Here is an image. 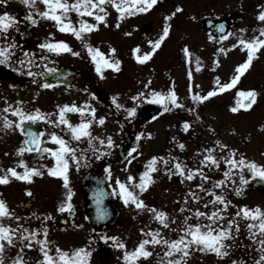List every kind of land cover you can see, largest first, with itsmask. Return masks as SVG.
Here are the masks:
<instances>
[{
  "label": "flooded vegetation",
  "instance_id": "af4514ba",
  "mask_svg": "<svg viewBox=\"0 0 264 264\" xmlns=\"http://www.w3.org/2000/svg\"><path fill=\"white\" fill-rule=\"evenodd\" d=\"M14 1L24 6L22 13L17 14L14 11ZM17 7H19V4ZM44 7L42 0H36L34 7L24 4L23 0H8L6 5H0L2 11H9L17 18V26L9 31L7 39L9 41L14 39L16 44L19 45L15 49L12 58V66L0 65V110L11 106L12 109L21 107L25 112L32 113L39 109L47 118L35 122H26L25 127L31 128L37 133H44L41 137V140L44 141L42 146L55 148L58 146L49 139L51 133L55 132L66 140H71L70 133L65 131L64 125L48 122L49 119L58 120V106L73 103L77 106H84L87 102L95 107L96 119L91 126L92 135L101 139L111 137L114 146L108 149L107 144L100 145L98 141H93L96 147L106 150L110 154H105L100 159H96L93 152L89 150L85 153L88 164L85 165L84 161L81 160V166L77 169L75 162H72L69 173L83 171L84 176L93 174L96 178L105 180L112 190H118L117 179L127 181L129 175L135 177L138 182L140 174L145 170V166L152 156L176 158L170 159L167 166L163 162H158L157 167L159 170L153 173L155 182L145 192L140 193V198L146 205L168 213L170 226L169 228H163L153 218L152 212L138 210L131 204L125 205L117 194H114L113 197V205L117 211L113 220H99L92 223L84 211L83 203L74 205V212L71 214L60 212L58 207L54 206V202L45 204V201L48 200H46L48 190L47 182L44 179L50 177L42 179L37 176L33 178L32 182H25V184L30 186L31 183H35V178H40L45 186L38 200L28 204H35L36 206L26 208L29 211L26 218L18 214L19 204L23 203L22 198L14 196V189L16 193L18 185L20 187L22 183L18 182L19 184L16 185L17 181L14 179L8 184H0V199L6 201L15 216L21 218L16 220L15 217H5L3 222L13 228L22 225L29 230H42L44 226H47L49 230L47 239L51 242V246L58 245L66 250L87 246L92 251L90 264H124L122 259L123 249L113 247L115 243L113 240L101 239V237H118L129 250H132L141 239L149 238L146 235L149 229L160 230L161 234L168 239L178 238L181 235L180 229L184 226L185 216L191 217L189 223H208L206 218H197L193 215L197 208L200 211L210 213V204L208 203L211 199L210 194L202 191L197 185L203 183L204 189L209 190L211 187V171L213 170L216 174L219 172H217V169H213V166L209 167L201 164L204 155L207 154L204 151L207 149V145L202 142V129L195 130L192 122L194 118L190 116L191 104L189 99L192 100V96L189 95L191 88L186 84L191 81L189 73L186 71L187 74H184L185 79L183 81L178 80L175 75L172 77L169 71L164 73V76L170 74L171 77L168 79L170 89L176 92L178 103L184 105L183 107L169 105L170 110L164 111L162 105L153 103L150 99L153 90L167 92L160 82L161 75H155L156 78L150 81L153 82L152 85L147 86V89L144 90L139 89L138 92L126 90L125 86L119 84L120 80L115 79V76L110 74V72H113L111 69H103L102 78L88 62L89 57H84L81 50L77 48V38L68 36L69 33L59 31L53 21L43 19L38 15V10H43ZM29 14H32L39 22L32 24L27 19ZM229 19L234 28L236 18L231 16ZM47 40H64L71 46L73 52H78L79 55H72L69 52L56 54L41 49L39 45ZM26 51L35 53L34 59L31 56L27 58L33 59L31 67L28 65L27 60L23 65L16 62L19 59H25L23 53ZM40 57H45V59L41 60ZM49 68L55 71L49 72ZM67 69H75V75H67L65 73ZM29 72L43 73V75L30 76L28 75ZM206 75L209 76V73ZM199 76L201 75L191 74L194 81ZM223 80L224 78H219L221 84H224ZM45 83L51 84L52 87H43ZM214 85H216V81ZM141 92L144 93V97L140 98V102L137 99L131 104V97L137 96ZM113 96L117 97L118 103L124 105L123 108H116L112 101ZM147 103L161 106V113L155 119L153 117H146L143 120L137 119L138 108ZM198 105L200 108L201 104ZM132 107L136 108V113L134 116H129L126 109ZM232 113L234 112L231 111ZM3 115H7L10 120L18 119L12 111L6 113L0 111V173H4V170L12 167L17 169L21 159L31 167L36 165L45 171H47L46 166L52 167L55 161L48 154H44L43 158L35 151L25 152L23 156L17 154V149L22 146L25 136L18 128H5ZM67 116L73 124L79 123L81 120L79 113L70 112L67 113ZM100 117L105 118L102 125L98 122ZM163 117H166L167 122L162 121ZM157 121H162L166 127L160 130ZM185 121L190 124L187 131L183 127ZM162 131H169L170 134H163ZM71 143L80 149H89L86 138L81 141H71ZM180 144L185 145V147H179ZM133 147H137V151L132 153L130 157L128 153ZM119 151L121 152L118 155ZM79 155L80 153L77 152V156ZM132 157H135V159ZM129 160H131V163H129ZM175 162H181L187 165L189 169L203 167L204 173L210 179L203 181L202 177L197 175L189 181L186 179V174L182 175L174 169ZM109 166L111 178H108V173L105 171ZM166 168L171 169V172L166 171ZM84 176L79 182L76 181V178L79 179V177L74 179V186L77 183L80 184L78 190H81V188L83 190ZM72 181L70 180V184L73 186ZM61 182L63 183L62 180ZM128 183L131 184V182ZM6 192L7 195L10 193L13 196V202L7 197ZM191 192H195L201 199L199 201L193 200ZM250 194L264 195L259 191ZM185 197H188L187 203H185ZM246 199H264V196H247L240 201ZM40 204L42 209L37 207ZM181 207L191 211L181 212ZM44 208L58 212L49 214L52 217L51 219H45V216L49 215L43 214ZM141 229L144 231L142 232ZM19 246V243H17L16 247L6 250L8 259L15 256ZM237 246L238 248L235 246V258L236 254L242 253L243 249L248 248L241 242ZM148 247L154 254L147 259H142L140 264H158L159 257L163 256L162 247L151 245ZM250 249L256 254L253 258L254 261L257 258L256 246L254 245ZM25 252L27 256L32 258V264L40 259L38 246L25 249ZM244 252L247 253L248 251L245 250ZM157 253H159V256L156 255ZM209 258V253L194 251L188 264H226L227 260V257L221 259L215 256L216 260H209ZM236 260L243 261L244 264H251L247 259L243 260L241 254Z\"/></svg>",
  "mask_w": 264,
  "mask_h": 264
},
{
  "label": "snow or ice",
  "instance_id": "6c2138e0",
  "mask_svg": "<svg viewBox=\"0 0 264 264\" xmlns=\"http://www.w3.org/2000/svg\"><path fill=\"white\" fill-rule=\"evenodd\" d=\"M158 0H42L44 4L43 10H38V15L46 20L54 22L55 26L59 31L65 33H71L77 39L84 40L85 34L91 33L97 30L100 23L107 24V6H111L118 13V18L123 20L126 16H134L138 13L148 12ZM8 0H0V5H6ZM23 3L29 6H35L36 0H23ZM181 11L180 8L176 10ZM75 13L79 20L74 22L71 18V13ZM176 13L173 12L171 15L165 17V26L163 28L162 35L154 41L148 43L152 45L151 50L140 54L141 50L139 46L133 51L136 53V60L140 63H144L151 59L157 49L161 47L164 39L169 35L171 25L167 21L171 20ZM85 17H93L95 22H89ZM27 19L32 24H37L39 21L32 15L29 14ZM257 19L264 23V10L257 14ZM17 18L7 11L0 13V65L12 66V58L15 54V49L19 47L18 44L13 40L7 39L8 33L11 29L16 28ZM117 23L116 27H119ZM221 32L224 31V25H220ZM244 32L245 29H241ZM130 35V33H128ZM232 35V33H228ZM221 36L220 39H224ZM214 39V37H209ZM238 43L242 46V49L247 50V58L242 63L237 65L235 74L232 76L231 81L228 83L220 84L219 78L216 80L217 88L209 91L206 95H200L195 93L192 95V100L196 102H202L213 97L217 92H223L225 90L235 87L239 82L241 76L250 68L254 58L261 48H264V27L259 29V35L254 36L251 39L241 38ZM41 49H46L49 52L60 54L64 52L72 53V55H79L78 52H73L71 46L64 40H47L39 45ZM85 47L91 56L92 61L95 64V70L103 78V69L111 68L116 71L120 70V61L111 60L106 56L99 47H94L85 41ZM236 47V45H233ZM112 53L116 52L115 48L110 50ZM184 51L187 53L188 49ZM226 54V50L221 48L219 50ZM23 56L25 59H19L16 62L18 64H25L26 60L28 65L31 67L35 53L24 52ZM33 59H27L28 57ZM41 60L45 57H40ZM197 67H200L199 58H197ZM18 71L20 69H17ZM49 72L55 71L49 68ZM28 75H43V73L29 72ZM191 78V73H189ZM150 83V82H149ZM43 87H52L51 84L45 83ZM94 95V94H93ZM258 93L254 89L240 90L237 92V96L247 100V103L242 102L240 99L237 100L236 106L231 108L232 112H238L241 108L250 109L256 102ZM144 97V93H138L137 96H133V100H137ZM150 99L153 103L160 104L164 107V111H169V105L175 107H183V104L178 103V97L173 89L167 92H158L153 90L151 92ZM112 101L117 109L123 108L124 105L117 102V97L113 96ZM3 113L12 111L13 115L17 117V120H10L7 115H3V123L5 128H18L25 136V140L21 147L17 149V154L23 156L25 152H37L41 158L44 154H48L54 158L55 163L52 167H47V173L53 177H60L63 181V186L66 189V199L59 205L58 211L74 212V205L72 204V197L74 192L70 187L69 180V168L72 162H75V166L79 169L81 160L84 164H88L87 156L85 153L89 150L93 152L96 159H100L105 154H110L106 150L96 147L93 141H98L100 145L107 144L108 149L114 146V142L111 137L101 139L92 135L91 126L96 119V109L89 103H85L84 106H77L75 103L69 105L58 106V120H48L51 123H57L58 125H64L65 131L70 133L71 140H66L63 136L57 133H51L49 139L54 142L58 147L49 148L42 146L44 141L41 137L44 133L34 132L31 128H26V122H35L37 120L46 119V115L42 114L39 109H36L32 113L25 112L21 107L12 109L11 106L0 110ZM129 116H134L136 108L126 109ZM191 111V109H190ZM79 113L81 120L79 123L73 124L67 116V113ZM155 119V117H153ZM101 125L104 124L105 118L100 117L98 121ZM184 130L187 131L190 128V124L184 122ZM87 139L89 149H80L78 146H73L71 141H81ZM217 145L221 148H227V145L221 144L219 140L216 141ZM138 147V146H137ZM137 147H133L128 155L131 157L132 153L137 151ZM179 147L183 148L185 145L180 144ZM204 155L201 161L202 165L220 167L221 161L228 165V169L224 171V179L216 181L213 189L220 188L222 185L227 184L231 181L235 184L233 176L238 175L240 184L235 188V192L239 195L248 184V178L245 177L244 171L247 170L250 173L251 178H259L264 180V164L258 163L255 160H249L247 157L240 155L236 157V150H229L228 157H220L217 159L212 153L214 149L208 148L204 150ZM77 152L80 153L77 156ZM135 159V157H132ZM170 159H176L172 157H158L152 156L147 162L145 170L140 174L137 182L136 178L129 175L127 181L116 180V184L119 186L118 190L113 189V194H117L123 200L125 205H134L138 210H147L153 213V218L163 226V228H169V215L167 212L156 209L155 207H149L140 198V193L145 192L148 187L153 184L154 178L153 173L159 169L157 167L158 162H163L165 166L168 165ZM131 163V160H129ZM19 165L23 167V171H17L15 167L4 170L3 175H0V184H8L10 179L15 178L20 181L32 182L34 176H43L45 173L36 167H29L26 161L21 159ZM174 169L180 174L185 175L189 181L193 180L197 175L202 177L203 181L210 179L204 173L203 167L189 169L187 165L181 162H175L173 165ZM233 169H238L239 172H233ZM171 172V169H165ZM108 173V178H111L110 166L105 170ZM128 182H131L129 184ZM202 191H206L210 194L213 199L208 201L209 204L215 206L216 204L222 205V207H216L213 211L203 212L198 208L195 210L193 215L197 218H206L208 223H189L191 217H184V226L180 229L181 235L176 239L165 238L160 230H151L146 233L149 237L147 239H141L139 243L132 249L129 250L124 242L118 237H101V239H111L115 243L113 247L123 249L122 259L124 264H140L142 259L151 257L154 253L148 246H161L163 250V256L159 257L158 264H188L189 258L194 251L201 253H214L219 258L230 257L231 249L234 246L236 237L240 234V219L247 221L245 228L250 240L256 245L257 258L254 259L253 264H264V208L257 205L255 207H249L247 205L237 206L238 211L235 212L233 218L225 221V214L227 209L231 205V201L227 200L223 194H217L214 190H205L203 183L197 185ZM138 189V191H136ZM29 196L32 195L31 191H28ZM103 189H98L95 195L97 196V203L99 204L101 198L104 195ZM191 198L199 201L201 198L195 193L191 192ZM188 197H185V203H187ZM207 207V205H205ZM191 211L185 207H181L180 211ZM98 215L103 218L107 215L105 210L98 209ZM15 217L16 220H20L19 216H15L14 212L8 207L7 202L0 199V264H32V258L27 256L25 249H32L38 246V252L40 259L35 261V264H90V258L92 251L87 246L64 249L60 246H51V242L47 239L48 228L44 226L41 229L29 230L19 225L17 228H13L10 225H6L3 222V218ZM52 217L45 216V219H51ZM239 218V219H237ZM143 232L144 230L141 229ZM232 241L233 243H229ZM19 243V248L15 256L8 259L6 256V250L11 247H16ZM159 256V253L156 254ZM230 264H244L243 261L231 260Z\"/></svg>",
  "mask_w": 264,
  "mask_h": 264
},
{
  "label": "rangeland",
  "instance_id": "374dc122",
  "mask_svg": "<svg viewBox=\"0 0 264 264\" xmlns=\"http://www.w3.org/2000/svg\"><path fill=\"white\" fill-rule=\"evenodd\" d=\"M177 8H180L181 11L177 12ZM2 10L0 9V13L4 12ZM262 10H264V0H158L157 4L148 12L126 16L123 20H120L117 11L109 5L107 6V24L100 23L97 30L85 34L84 40L77 39L78 44L76 46L81 50L84 57H89L88 62L94 68L95 64L85 47V41L94 47H99L111 60H119V71L111 68L104 69L113 70L110 74H113L115 79H119V84H122L123 87L125 86L126 90L130 92L147 89V86L152 85L153 82L150 81L156 78L155 75H161L160 82L163 88L169 91L170 81L165 78L164 73L169 71L172 77L175 75L178 80L183 81L185 79L184 74H187V71L193 75H201L195 78V81L194 77H191V81L186 83L191 88L189 95L192 96L195 93L206 95L209 91L218 87L217 84L214 85L217 78H224L223 83L230 82L235 74L237 65L246 60L247 50L242 49L238 41L241 38L251 39L259 35V29L264 27V23L257 19V14ZM173 12L176 15L167 21L171 28L161 47L156 50L148 61L144 63L138 62L136 60L137 54L133 50L139 46L140 54L150 51L152 45L148 42L150 40L154 41L162 35L165 17ZM220 14H230L236 18L237 21L234 24L232 35L225 40L209 39V32L203 28L202 19L207 15L217 16ZM71 18L74 22L79 20V17L74 12L71 13ZM85 18L89 22H95L93 17ZM117 23H119V27H116ZM148 23L151 24V33L145 36L141 31V26ZM241 29H245V31L241 32ZM68 36L76 38L71 33ZM233 45H236V47H233ZM112 48L116 49L115 53L110 51ZM185 48L188 49L187 53L184 51ZM221 48L226 50V54L219 51ZM197 58H199V68L197 67ZM207 73H209V76L206 75ZM250 89H254L258 93L253 106L250 109L241 108L238 112L231 114V108L236 106L238 99L244 103L248 102L244 98L238 97L237 92ZM182 94L186 95L185 93ZM133 101L136 100L131 97V104ZM138 102H140V98ZM189 103L191 104L190 116L194 118L192 121L193 126L195 130L202 129V142L207 145V149H214L212 154L217 159L228 157L229 150L234 149L236 150L237 158L243 155L249 160L264 164V48H261L257 53L250 68L241 76L235 87L223 92H217L215 96L210 97L206 101L196 102L189 99ZM199 103L201 104L200 108ZM165 118H162L163 122H167ZM162 121H157L160 130L166 127ZM162 133L170 134L169 131H162ZM217 140L228 147L221 148L217 145ZM28 166L31 167L29 164ZM34 167L45 173L43 176L37 177L42 179L50 177L44 179L47 182L48 190L46 198L48 200L45 201V204L54 202V206L59 208V205L66 199V189L61 182L62 178L53 177L36 165ZM213 169H220V173L216 174L213 170L211 171L210 189L217 194L225 195L227 200L232 202L225 214V221L233 218L235 212L238 211L237 206L247 205L255 207L259 205L264 208V199L235 200V188L240 184L238 175L232 177L235 180V184L229 181L220 188L213 189L216 181L224 179L223 173L228 169V165L221 161L220 167L216 168L213 166ZM17 171H23V167L19 165ZM233 172L238 173L239 170L233 169ZM84 174L83 171L68 173L69 179L73 180V186L70 184L71 189L75 193L71 201L74 203L73 205L83 203V190L82 188L78 190L80 186L78 183L74 186V179L79 177V179L76 178V181L79 182ZM0 175H3V173H0ZM244 175L246 178L250 177V173L247 170L244 171ZM14 179L12 178L10 181ZM16 181V185L20 182L22 183L20 187L18 185L16 193L14 189V196L22 198L23 202L19 204L18 214L26 218L27 214H29L26 208H34L36 206L35 204H28L38 200L45 184L40 178H35V183H29L30 186L25 184L27 181L17 179ZM6 190L8 192L7 188ZM28 191H31V196L27 194ZM7 192L5 193L6 195ZM253 196L264 195L248 194V197ZM7 197L12 202L14 201L10 193ZM210 197L213 199L211 195ZM37 207L42 209L41 204ZM216 207H222V205L216 204L213 206L210 204V212ZM56 212L58 211L47 210L46 208L43 210V214L47 215ZM246 223L247 221L240 219V234L236 237L234 246L231 249V255L227 257L226 264H230L231 260L238 259L240 254L243 260L247 259L253 264V258L256 254L250 248L254 247L255 244L248 237L247 229L245 228ZM228 242L233 243L232 241ZM240 242L248 246V248L243 249L242 253L236 254L235 258V246L238 248L237 245ZM245 250L248 252L245 253ZM209 256V260H216L214 253H209Z\"/></svg>",
  "mask_w": 264,
  "mask_h": 264
},
{
  "label": "water",
  "instance_id": "95a60500",
  "mask_svg": "<svg viewBox=\"0 0 264 264\" xmlns=\"http://www.w3.org/2000/svg\"><path fill=\"white\" fill-rule=\"evenodd\" d=\"M17 2H15V11L17 13H21L23 10V5L21 6L19 3V7L16 6ZM229 15L223 14L218 15L216 17L213 16H204L202 19V25L203 28L210 33V36L219 38L221 36H224L225 38L228 36V33L231 31V22L229 20ZM220 25H224V31L221 32ZM141 31L144 33V35H149L151 33V24H147L142 26ZM65 73L67 75L73 76L75 75V69H67L65 70ZM167 78L170 76L167 75ZM161 111L160 107H154L151 105H143L139 108L137 112V118L139 120H142L144 117H150L152 114L157 115ZM121 151L118 152V155ZM219 171V170H218ZM84 188L86 189V192L84 194V210L86 214L89 216L90 220L92 222H96L97 220H106L111 219L112 216H115V209L112 204V198L113 194L105 180H101L96 178L93 174H88L84 178L83 183ZM98 189H103L104 195L101 198L100 203H97V196L95 193ZM245 189L248 190V192H253L255 190H259L264 192V180H261L259 178H248V184L243 189L241 194L235 193V198L237 199H243L246 196ZM98 209L105 210L107 212V215L103 218H100L98 215Z\"/></svg>",
  "mask_w": 264,
  "mask_h": 264
}]
</instances>
